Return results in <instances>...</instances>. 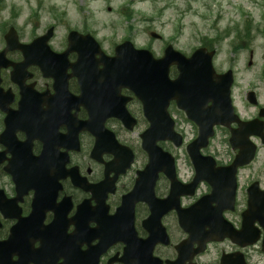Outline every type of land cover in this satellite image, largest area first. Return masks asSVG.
Segmentation results:
<instances>
[{
  "label": "flooded vegetation",
  "instance_id": "obj_1",
  "mask_svg": "<svg viewBox=\"0 0 264 264\" xmlns=\"http://www.w3.org/2000/svg\"><path fill=\"white\" fill-rule=\"evenodd\" d=\"M238 26L234 25L227 59L220 60L215 50L212 60L215 74L231 79V109L226 104L212 108L211 103L196 108V103L179 99L167 107L188 161L185 172L177 170L184 185L192 183L196 174L186 148L199 138L200 119L222 120L213 125L207 140L198 143L200 155L214 165L203 164L204 181L193 197L179 200L181 211L202 201L204 233L211 232L209 220L216 219L218 242L207 243L200 252L197 242L181 231L177 212L168 210L167 203L150 209L144 202L133 207L125 202L147 164L140 135L148 123L134 94L122 89L117 101L108 98L97 103L120 108L125 100L135 122L129 131L117 119L106 120V132L94 150L95 136L78 130L79 123L88 120L89 103L82 100L76 107L54 96L53 80L44 77L39 66L46 60L63 70L67 63V89L83 98L81 80L70 76L77 53L54 60L41 42L36 43L44 34L25 35L13 25L0 32V264H264V9L254 17L245 16ZM12 27L16 37L6 38ZM68 35L65 32L59 42L52 37L50 50L64 53ZM177 76L178 70L170 68V79ZM91 89L98 94L101 87L96 84ZM87 96L91 98V93ZM116 142L132 153L123 173L119 171L128 152L117 149ZM12 154L14 163H10ZM238 160L241 163L234 168ZM13 178L22 185L19 191ZM142 189V197H147V186ZM169 190L168 179L159 174L154 197L166 200ZM232 233H242L236 243L226 237ZM11 236L13 241L5 245Z\"/></svg>",
  "mask_w": 264,
  "mask_h": 264
},
{
  "label": "rangeland",
  "instance_id": "obj_2",
  "mask_svg": "<svg viewBox=\"0 0 264 264\" xmlns=\"http://www.w3.org/2000/svg\"><path fill=\"white\" fill-rule=\"evenodd\" d=\"M263 6L264 0H0V28L13 25L29 35L53 27L56 42L70 30H87L105 52L129 38L135 48L148 47L155 57L166 44L187 54L201 46L203 38L228 33L215 43L222 60L228 57L234 23L241 26L244 16L261 14ZM50 7L56 11L51 13ZM127 9L129 19L123 15ZM151 31L161 40L150 38ZM171 150L178 170L185 172L184 154Z\"/></svg>",
  "mask_w": 264,
  "mask_h": 264
},
{
  "label": "water",
  "instance_id": "obj_3",
  "mask_svg": "<svg viewBox=\"0 0 264 264\" xmlns=\"http://www.w3.org/2000/svg\"><path fill=\"white\" fill-rule=\"evenodd\" d=\"M51 32L52 30L48 33L50 34ZM152 36L155 37L154 34ZM96 50L97 54L103 58V55L97 47ZM210 57L207 56L204 49H198L190 60L185 61L178 54H174L169 48L164 54V59L156 61L151 58L148 52H136L131 43L126 42L117 46L116 56L114 58H108L106 60L103 58L98 62L104 65L105 78L108 80V83L118 88L122 87L129 91L131 90L141 100L145 108V113L149 117L151 116L150 129L144 134L142 140L144 141L143 148L149 152L150 157L152 156L153 162H160L159 158L155 159L156 154L162 152L155 147L158 140L172 141L176 147L181 143L173 131L172 122L165 113V109V118L163 119L161 116H158V113H163V106L166 108L168 100L175 97L177 88L183 94L190 92L195 94L198 102H203L204 104L216 98V91H222L219 86L213 84L214 71L210 65ZM174 60L180 64L179 69L181 73L179 79L175 83H171L167 79V68ZM223 97L225 96L223 95ZM219 98L221 99V96ZM209 129V124L206 129L203 126L201 128V134L202 132H206L207 135ZM198 158V154L190 156L196 172L201 171L202 165L201 162L199 163ZM163 159L167 163L163 166L157 165L153 167L150 165V169H153V174H148L149 176L154 175L155 180L157 172H164L170 177L171 184L175 187L177 185L175 184L174 162L167 154L163 155ZM179 219L182 229L188 231L192 236L194 230L199 234V226L195 224L197 221L191 227H188L185 224V219L181 217ZM197 233L196 235H198Z\"/></svg>",
  "mask_w": 264,
  "mask_h": 264
},
{
  "label": "trees",
  "instance_id": "obj_4",
  "mask_svg": "<svg viewBox=\"0 0 264 264\" xmlns=\"http://www.w3.org/2000/svg\"><path fill=\"white\" fill-rule=\"evenodd\" d=\"M127 18H128V15H127Z\"/></svg>",
  "mask_w": 264,
  "mask_h": 264
}]
</instances>
